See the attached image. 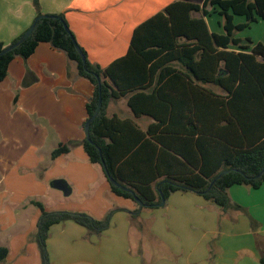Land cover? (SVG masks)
Here are the masks:
<instances>
[{
  "label": "trees",
  "instance_id": "trees-1",
  "mask_svg": "<svg viewBox=\"0 0 264 264\" xmlns=\"http://www.w3.org/2000/svg\"><path fill=\"white\" fill-rule=\"evenodd\" d=\"M34 6L38 15L31 36L5 54L31 27L10 45L0 43V83L16 58L29 59L43 43L75 63L78 76L94 86L86 122L103 101L83 148L90 162L103 168L111 192L138 204L132 217L160 207L177 192L195 193L224 212L243 210L232 205L229 190H258L264 184V125H257L264 120V44L243 41L236 33L264 22V0L175 1L139 25L127 55L106 68L89 60L64 14H43L38 0ZM212 14L222 17L223 34L211 32L207 18ZM236 17L245 23L235 24ZM177 85H188L190 96L198 91L201 106H177ZM123 98L136 118L153 121L146 130L134 120L107 115L110 103ZM184 120L189 130L181 131L178 125ZM70 151V145L60 144L52 158ZM226 170L230 172L221 175ZM35 205L41 210V264H52L48 239L54 225L72 221L89 237L99 236L119 211L111 210L99 220L83 212L47 211L42 203ZM251 223L255 230L256 221ZM9 254L0 245V264ZM260 263L264 264V254Z\"/></svg>",
  "mask_w": 264,
  "mask_h": 264
},
{
  "label": "crops",
  "instance_id": "crops-1",
  "mask_svg": "<svg viewBox=\"0 0 264 264\" xmlns=\"http://www.w3.org/2000/svg\"><path fill=\"white\" fill-rule=\"evenodd\" d=\"M38 1L43 14H64L89 60L106 68L127 55L139 25L178 0ZM37 15L34 0H0V43L10 45L33 25ZM207 23L211 32L224 33L215 30L208 18ZM251 39L264 44L259 38ZM59 52L49 44H40L29 59L16 58L0 83L1 137L7 141V146L0 147V233L13 232L1 245L10 250L1 264H41L39 248L35 247L41 210L35 202L47 211L83 212L99 220L119 209L110 228L99 236L89 237L84 227L72 221L54 225L48 239L52 264H261L264 184L258 190L247 186L229 190L232 205L241 206L240 211L224 212L195 193L177 192L164 206L131 216L138 204L111 192L103 168L92 164L83 148L87 103L94 89L82 87L81 77L65 67ZM187 86L175 88L176 105L184 109L201 106L200 93L190 96ZM49 87L51 95L43 97L40 89ZM206 87L222 93L215 86ZM22 102L49 109L37 117L49 121L43 123L46 130L32 139L26 140L22 131L25 117L18 109ZM107 115L134 120L143 130L153 122L148 117L136 118L126 98L112 101ZM261 123L264 125V120L257 125ZM8 128L10 131H5ZM178 128L189 130L185 120ZM52 129H69L75 137L71 151L57 159L52 158V152L68 142L61 140L53 149V144L47 145ZM56 180L67 182L72 191L69 196L78 194L82 201L60 202L54 208L41 202V194L54 188ZM252 219L257 223L255 230Z\"/></svg>",
  "mask_w": 264,
  "mask_h": 264
},
{
  "label": "rangeland",
  "instance_id": "rangeland-1",
  "mask_svg": "<svg viewBox=\"0 0 264 264\" xmlns=\"http://www.w3.org/2000/svg\"><path fill=\"white\" fill-rule=\"evenodd\" d=\"M193 1L202 2L203 0H193ZM208 21L211 23L212 27L215 30H221L222 32H224L223 28L221 27V23H223V19L218 14H212L211 16H209ZM242 23H245V19L243 17L235 18V24H242ZM236 37L242 39L243 41H246L247 39H251V38H259L261 40H264V22L254 23L253 25H251L249 29H245L243 31L237 32ZM59 54L65 59V62L67 63L65 67H67L68 70L74 69V71L78 73L75 63L70 61L63 52H59ZM80 79L82 81L81 82L82 87H88L90 91H93L94 89L93 86L87 80L83 78H80ZM40 91L43 97H49L51 95L50 87L44 90L41 88ZM18 109L22 115L24 114V117H25V120H23L22 122L23 124L22 131L25 135L26 140L32 139L33 137L40 135L46 130V125H44L43 123L49 124V121L39 120L37 117H42L44 115V112H47V110H49L48 108H38V107L32 108L29 106V104L27 103L25 104L22 102ZM34 119L39 120V121L36 120V125H34ZM37 123H38V126H37ZM62 126L64 127L65 125H62ZM52 130L54 131L56 136L54 135L53 132H52V135H50V133L48 132V141H47V145L53 144L52 149L55 148V146H57L58 142H60L61 140H66L68 142L67 143L68 145L72 147L74 146L75 137H74V134L71 131H69V129H64L61 132H56L54 129ZM1 131L3 130L0 127V147H4V146H7V141H5L4 135H2L1 137ZM5 131H10V128H8ZM64 180L67 181V179H64ZM39 200L41 202H45V204H47L48 207L54 208L60 202H67L71 200H78L79 202H81L82 198L78 194H73L72 196H66L62 191L56 190L54 188H50V190L45 195L44 193L41 194V197H39ZM6 208H8L7 204L4 206L3 210L6 211ZM31 209L35 210V208L33 207H31ZM9 233H13V232L0 233V245L6 244L3 240H8ZM35 247L37 250V247H38L37 241L35 242Z\"/></svg>",
  "mask_w": 264,
  "mask_h": 264
},
{
  "label": "water",
  "instance_id": "water-1",
  "mask_svg": "<svg viewBox=\"0 0 264 264\" xmlns=\"http://www.w3.org/2000/svg\"><path fill=\"white\" fill-rule=\"evenodd\" d=\"M35 27H31L22 37L21 39L15 44V45H12L8 48H6L2 54H5L11 50H13L14 48H16L17 46L21 45L22 43H24L32 34L33 30H34ZM79 51L81 52V50L79 49ZM84 61H85V57H83ZM102 104H103V101H102V98L100 99V102H99V105H98V108L93 116V118H91L90 120H88L86 122V125H85V133H86V137L88 139H90V124L93 120H95L97 118V116L99 115L101 109H102ZM230 171L229 170H226V171H223L221 173V175H225L227 173H229ZM53 187L57 190H60L62 191L66 196H69L71 194V189L69 187V185L67 184V182H65L64 180H56L54 181L53 183ZM165 200H163V202L160 204V206H164L165 205ZM141 204V203H140ZM142 205V204H141Z\"/></svg>",
  "mask_w": 264,
  "mask_h": 264
}]
</instances>
